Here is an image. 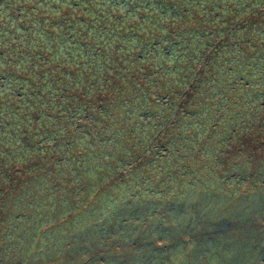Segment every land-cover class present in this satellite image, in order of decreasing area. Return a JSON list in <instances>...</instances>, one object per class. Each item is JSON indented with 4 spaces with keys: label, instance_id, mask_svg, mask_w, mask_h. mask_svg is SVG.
<instances>
[{
    "label": "trees",
    "instance_id": "trees-1",
    "mask_svg": "<svg viewBox=\"0 0 264 264\" xmlns=\"http://www.w3.org/2000/svg\"><path fill=\"white\" fill-rule=\"evenodd\" d=\"M1 224L0 264L264 259V0H0Z\"/></svg>",
    "mask_w": 264,
    "mask_h": 264
},
{
    "label": "rangeland",
    "instance_id": "rangeland-1",
    "mask_svg": "<svg viewBox=\"0 0 264 264\" xmlns=\"http://www.w3.org/2000/svg\"><path fill=\"white\" fill-rule=\"evenodd\" d=\"M28 213H29V211H28ZM247 218L250 221L254 222V219H253L252 216H247ZM230 220L232 222H235L236 221V225H239V226H241V223L244 221L243 219L240 220L239 218H236L235 216L233 218H232V216H229L228 217V221L230 222ZM5 230H6L5 226L3 224H1L0 225V237L2 235L3 236L6 235V233H4ZM228 233H230V237H231V247L232 248H235V251H236V257H235L236 264H264V259L263 258H260L257 254L255 255L253 253V248H252V245L251 244L248 245L247 242H245V241L242 240V238H241V240H238V239H240V234H239L238 230H232V228H231V230H229ZM235 241H237V242L234 245L233 243ZM260 245L264 249V241L260 242ZM14 247H16V246L13 243L12 248H14ZM107 248H110V246L107 247ZM3 251H5V249ZM76 252L77 253H75L74 255H76V254L79 255V254L82 253L81 249L78 250V251H76ZM61 255L62 256H66V254L64 252ZM74 255L71 254L70 256L72 257ZM171 255H172L171 256V259H169L168 257H165L164 258V262H163L164 264L165 263H168V264H170V263L171 264H188L187 259L183 260L184 259V254L172 253ZM173 258H175V259H173ZM190 261L193 262V260H191V259H190ZM14 262L13 263H9V261H7V262L6 261H3V262H1V264H21L20 263V252H17L16 261H14ZM192 264H207V260H200V259H198V260H195V262H193ZM211 264H223V262L220 261V259H214L211 262Z\"/></svg>",
    "mask_w": 264,
    "mask_h": 264
}]
</instances>
